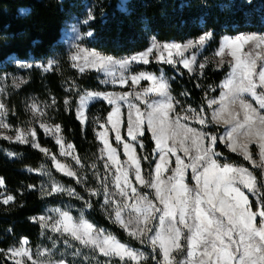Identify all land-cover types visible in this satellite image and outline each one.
Returning a JSON list of instances; mask_svg holds the SVG:
<instances>
[{"label": "snow or ice", "instance_id": "obj_1", "mask_svg": "<svg viewBox=\"0 0 264 264\" xmlns=\"http://www.w3.org/2000/svg\"><path fill=\"white\" fill-rule=\"evenodd\" d=\"M93 20L89 9L80 23L87 25ZM93 35L91 30L77 32L76 38ZM213 38L211 30L184 43H161L153 36L146 49L122 60L74 45L71 67L81 74L87 69L103 72L101 83L125 89L81 90L74 81L65 89L75 96V105L72 96L65 98V110L72 111L74 105L82 129L89 122L90 102L102 101L110 106L103 122L97 120L96 138L101 145L97 160L102 162L103 173L96 162L89 165L96 182L95 187H89L85 165L75 154V146L65 142L61 126L38 120L46 116L47 108L55 106L54 97L51 105L41 107L36 101L29 104L39 127L59 146V155L70 157L74 165L42 147L35 128H18L14 136L0 138L39 150L51 159L57 172L84 187L89 198L75 187L57 182L46 166L29 169L49 177V185H41V196L66 195L82 201L83 207L78 216L73 215L72 206L66 205L30 217L52 242L51 247L33 251L28 238L22 237L18 246L0 248L4 260L12 264H264V33L224 35L213 56L199 61L196 53ZM57 63L48 60L35 67L47 73ZM152 63L169 65L181 75L180 67L189 74L203 75L210 63L217 70L227 66L229 71L218 86V96L210 97L205 92L206 110L205 104L197 109L173 95L163 69L157 74L133 68ZM14 79L16 87L24 83ZM145 81L147 86L142 85ZM209 91L216 89L210 86ZM8 112L6 104L0 102V129L10 127L6 122ZM210 126L222 131L210 132ZM121 128H125L126 136ZM146 133L154 142L151 157L137 152V148L142 152L145 147L142 138ZM219 145L250 167L230 162ZM7 156L13 158L16 153L8 152ZM144 161L151 171H145ZM4 185L0 177V188ZM0 197L4 205L15 200L2 192ZM93 197L102 198L100 208L107 219L150 251L133 248L92 223L85 210L93 207ZM60 243L63 250L57 247ZM57 252L59 258H55Z\"/></svg>", "mask_w": 264, "mask_h": 264}, {"label": "trees", "instance_id": "obj_2", "mask_svg": "<svg viewBox=\"0 0 264 264\" xmlns=\"http://www.w3.org/2000/svg\"><path fill=\"white\" fill-rule=\"evenodd\" d=\"M89 9L95 20L82 25V31L86 33L91 30L94 35L86 38L85 44L104 55L130 56L146 49L153 36L159 42H185L208 30L213 31L214 38L205 51L213 54L224 35L264 33V0H0V73L15 70L13 65L6 63L12 56L44 62L55 59L58 62L55 69L47 73L32 67L26 72V82L19 89L10 91L6 100L8 124L14 130L28 126L32 116L28 105L32 99L51 105L54 97L56 104L47 108V118L53 124H59L66 139L74 144L89 176L88 186L95 187L93 169L88 166L96 162L103 173L102 162L97 160L101 145L96 138V116L99 115L100 122H103L110 106L102 101L93 103L88 110L89 122L82 129L74 113L75 96L65 89L73 81L81 90L104 91L108 87L101 83L102 77L97 71L87 70L81 74L71 67L70 52L61 41L66 23L74 16L85 19ZM3 64H6L4 68ZM140 68L155 73L163 69L170 77L172 94L194 108L205 104V92L210 97L219 94L217 87L229 71L227 66L217 70L212 63L203 75L189 74L180 67L184 73L181 75L169 65L156 63ZM196 84L201 87L197 88ZM210 86L216 91L210 92ZM185 92L189 95L182 96L181 93ZM69 96L74 101L72 111L65 110L64 100ZM37 134L40 144L59 156L55 140L38 127ZM142 139L145 147L142 152L139 149V154L151 157L154 142L150 133H146ZM219 150L230 162L250 167L223 145H219ZM8 152L16 153V156L9 158ZM42 165L51 171L56 181L75 187L86 199L89 198L84 187L57 172L51 159L39 150L30 144L0 138V177L5 180L0 192L15 197L9 205L0 203V248L7 250L17 246L22 237H27L31 247L37 248L46 240L39 225L32 223L30 217L45 214L51 207L66 205L72 206V212L78 215L79 209L83 207L82 201L66 195L41 196V185L48 186L49 179L29 169H40ZM143 167L146 172L151 171L148 162L144 161ZM29 185H35L36 188L30 189ZM91 199L93 207L85 210L89 220L124 243L133 247L142 246L105 217L100 208L102 198ZM0 264L12 262L0 256Z\"/></svg>", "mask_w": 264, "mask_h": 264}, {"label": "rangeland", "instance_id": "obj_3", "mask_svg": "<svg viewBox=\"0 0 264 264\" xmlns=\"http://www.w3.org/2000/svg\"><path fill=\"white\" fill-rule=\"evenodd\" d=\"M124 1H127V0H124ZM23 12H25V10H23ZM84 19H79L78 17H76V16H74L69 22H67L66 23V25H65V27H64V29H63V34H62V38H61V41L67 46V48H68V50H69V52H70V56H71V54L73 53V51H74V45L75 44H80V45H82L84 48H87V49H91V48H88L87 47V45L85 44V39L86 38H88V37H83V39H77L76 37H77V32H79V33H84L83 31H82V25H84V24H82V23H80L81 21H83ZM229 36H234V35H229ZM190 40H192V39H190ZM188 41V40H187ZM170 42H176V41H170ZM186 42V41H185ZM161 43H164V42H161ZM177 43H184V42H177ZM210 43V42H209ZM209 43H208V45H209ZM208 45L206 46V48H204V49H202V50H200L199 52H197L196 54H197V59L199 60V61H203L204 60V58L205 57H209V58H211L212 56H213V54H208V53H206V49L208 48ZM94 50V49H93ZM96 51V50H95ZM98 52V51H97ZM100 53V52H99ZM108 56V55H107ZM131 56V55H130ZM112 57H114V56H112ZM127 57H129V56H125V57H114L116 60H122V59H125V58H127ZM50 60H55V59H50ZM7 64H9V65H13L14 67H15V70L14 71H4V72H1L0 73V89H3V91H0V102H3V103H5L6 104V100H7V98H8V95H9V93H10V91L11 90H17V89H19L25 82H26V72L28 71V70H30L31 68H25V67H19V64H21V63H24V64H33L34 66L33 67H35V65H37V64H46L47 62H44V61H33V60H23V59H19V58H17V57H15V56H12V57H10L8 60H7V62H6ZM211 64V63H210ZM209 64V65H210ZM213 64V63H212ZM5 65L6 64H3L2 65V67L4 68L5 67ZM208 65V66H209ZM142 65H134L133 66V68L135 69V70H137V71H139V70H145V69H142V68H140ZM207 66V67H208ZM87 70H95V69H87ZM86 70V71H87ZM96 71V70H95ZM146 71H149V70H146ZM164 71V70H163ZM150 72H152V71H150ZM165 72V71H164ZM100 75H101V77H102V80L103 79H105V74L103 73V72H98ZM155 73V72H154ZM117 74H118V69H117ZM158 74V73H157ZM166 74V73H165ZM168 77V76H167ZM14 78H19L20 80H22V81H24V83H21L20 84V86L19 87H16L15 86V83H16V81H15V79ZM169 79H170V77H168ZM147 84H148V82H142V85H144V86H147ZM105 87H108V89L107 90H104V91H115V92H121V91H124L125 89L124 88H121L119 85H112V84H103ZM220 85V84H219ZM218 85V86H219ZM217 89H219V87H217ZM219 91H220V89H219ZM219 95V94H218ZM217 95V96H218ZM211 97H215V96H211ZM33 101H36L41 107H43L45 104H43V103H41L40 101H37V100H35V99H32V101H31V103L33 102ZM95 102H98V101H93V102H90V104H89V108H90V106L93 104V103H95ZM30 103V104H31ZM89 108H88V110H89ZM197 109H199V108H197ZM206 109V108H205ZM88 110H87V113H88ZM207 110V109H206ZM126 111V110H125ZM32 113V112H31ZM99 115H97L96 116V119H98L99 120ZM38 120H42V121H44V122H46V123H48V124H50V125H55V124H53L52 122H50L49 120H48V118H47V114H46V116H43V117H39L38 118ZM6 122H7V117H6ZM8 123V122H7ZM125 124H126V121H125ZM26 127H28V128H35L36 130H37V127L38 128H40L39 127V123L37 122V118H34V116H33V113H32V116H31V123L28 125V126H24V127H21V128H19V129H24V128H26ZM41 129V128H40ZM43 130V129H42ZM208 131H210V132H213V131H217V128L215 127V126H210L208 129H207ZM220 131H222V128H221V130ZM124 132H125V136H126V131H125V128H121V134L122 135H124ZM16 134V130H14L13 128H12V126L10 125V127L9 128H7V129H0V136H2V135H8V136H14ZM61 135L64 137V140H65V142L66 143H72L71 141H68L67 139H66V137L64 136V134L63 133H61ZM112 136H114V134H111ZM48 136V135H47ZM49 137H51V136H49ZM37 139H38V134H37ZM54 139V138H53ZM73 144V143H72ZM74 145V144H73ZM42 146V145H41ZM42 147H45V146H42ZM59 147V146H58ZM45 148H47V147H45ZM48 149V148H47ZM50 151V150H49ZM59 151H60V149H59ZM253 151H255V146H253ZM137 152L139 153V148H137ZM51 153V152H50ZM75 154H77L78 155V153H77V150H76V148H75ZM57 159H59V160H61L62 162H67V163H71V164H73L74 165V162L73 161H71V158L70 157H68V158H66V157H61L60 155L59 156H57ZM121 159L123 160L124 159V156L123 157H121ZM70 162H69V161ZM75 167H77V168H79V166H75ZM34 173H38L37 171H33ZM39 174V173H38ZM45 176V175H44ZM45 177H47L48 179H49V177L48 176H45ZM58 182V181H57ZM60 183V182H59ZM66 186V185H65ZM57 207H61L62 208V206H57ZM51 208H55V207H51ZM51 208H49V209H51ZM47 212V211H46ZM45 212V213H46ZM73 215H75L74 213H73ZM79 215V214H78ZM78 215H75V216H78ZM87 217V216H86ZM91 221V220H90ZM92 222V221H91ZM93 223V222H92ZM98 227V226H97ZM100 228V227H99ZM105 229V228H104ZM106 230V229H105ZM107 231V230H106ZM49 235H53L52 233H49ZM44 237H45V243L44 244H41V245H39L37 248H43V247H51V244H52V242L50 241V240H48L47 238H46V236L44 235ZM18 246V245H17ZM13 247H16V246H13ZM57 247L60 249V250H63V244L62 243H60V244H58L57 245ZM131 247H133V246H131ZM37 248H32L33 249V251H35ZM133 248H141L142 250H144V251H150V249H148L147 247H145V246H141V247H133ZM55 258H59V253L57 252V254H56V257ZM67 258H71L70 256L69 257H67Z\"/></svg>", "mask_w": 264, "mask_h": 264}]
</instances>
